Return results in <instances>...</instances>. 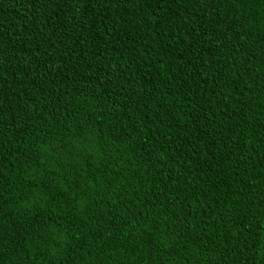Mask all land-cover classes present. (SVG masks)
I'll return each instance as SVG.
<instances>
[{"label": "trees", "instance_id": "16d2710c", "mask_svg": "<svg viewBox=\"0 0 264 264\" xmlns=\"http://www.w3.org/2000/svg\"><path fill=\"white\" fill-rule=\"evenodd\" d=\"M0 264H264V0H0Z\"/></svg>", "mask_w": 264, "mask_h": 264}]
</instances>
